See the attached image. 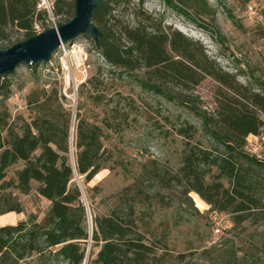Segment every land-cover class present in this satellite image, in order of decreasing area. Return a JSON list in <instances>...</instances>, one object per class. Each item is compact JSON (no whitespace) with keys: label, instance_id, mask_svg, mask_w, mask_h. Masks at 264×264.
Returning <instances> with one entry per match:
<instances>
[{"label":"rangeland","instance_id":"rangeland-1","mask_svg":"<svg viewBox=\"0 0 264 264\" xmlns=\"http://www.w3.org/2000/svg\"><path fill=\"white\" fill-rule=\"evenodd\" d=\"M106 1L111 3L110 23L114 31L120 25L140 26L155 46L171 56L158 32L176 29L197 41L206 55L238 84L264 95V0H193L188 2L189 16L175 11L163 0H102L105 4ZM53 2L39 0V8L45 9L48 17L43 26L35 25L37 32L66 22L50 13ZM21 40L22 32L12 29L8 41L14 44ZM6 45L2 42L0 47ZM62 45L48 62L37 63L33 69L21 64L13 73L0 78V138L7 137V129L21 134L24 124L40 114L38 103L33 100L55 89L59 97H64L60 101L70 114L80 106V114L90 122L107 119L115 125L120 123L107 144L112 147L113 161L108 164L112 169L100 170L101 177L88 182L79 176L73 179L82 191L87 222L91 219L93 223L95 215L107 214L115 206L119 192L131 186L137 177L148 178L155 171L172 188H160L158 182L146 187L148 183L144 182L143 190L151 194L159 191L164 200L150 198L139 204L138 210L145 221L144 213L151 215L149 221L157 233L163 229L168 233L166 249L156 248L157 254H162L156 264H262V113L240 104L232 91L210 76L185 91L190 101L185 105L143 84L150 79L147 69L132 73L109 63L94 48L89 35L77 36ZM67 70L69 84L65 79ZM167 86L178 91L177 87ZM204 115L229 117L245 125L249 130L241 148L245 156L227 150L207 136L201 123ZM214 157H224L230 163L224 165L232 176L221 172L212 162ZM22 165L18 161L9 166L0 179V210L19 205L20 213L8 211L16 214L15 224L28 221L29 217L42 224L50 202L36 193L37 183H31L28 193L14 187L16 171ZM198 168L200 173L195 171ZM6 182L7 187L3 184ZM235 183H239L242 193H248L247 200H236L239 204L235 207L230 201L226 207L212 202L215 190L211 185L218 184L230 191ZM194 196L206 204L204 209L196 205ZM216 224L221 227L217 234L213 231ZM100 246L101 242L95 244L87 239L82 264H89ZM38 256L34 254L31 260L19 264H42ZM48 264L66 263L55 259Z\"/></svg>","mask_w":264,"mask_h":264},{"label":"trees","instance_id":"trees-1","mask_svg":"<svg viewBox=\"0 0 264 264\" xmlns=\"http://www.w3.org/2000/svg\"><path fill=\"white\" fill-rule=\"evenodd\" d=\"M163 1L175 11L189 16L191 6L188 2L193 0ZM38 4L39 0H0V44L7 43L3 48L12 45L8 41L12 29L22 32L23 39H26L37 32L36 24L44 25L48 13L40 9ZM110 4L99 0L93 18L102 34L97 42L93 40L94 48L109 63L132 73L140 68L147 69L153 81L147 79L143 84L185 105L190 102L185 91L210 76L232 91L240 104L249 106L254 113L261 112L263 117L260 123L264 125V95L238 84L231 74L219 68L206 55L197 41L176 29L169 28L165 33L155 29L168 45L171 56H167L165 50L155 46L140 26L120 25V29L114 31L110 23ZM50 13L60 20L69 21L74 16V0H54ZM195 13L201 14L200 11ZM36 65L27 66L33 69ZM167 85L177 87L178 91H171ZM43 94L40 99L33 100L38 103L36 108L40 114L24 124L22 133L7 129V137L0 138V179L9 166L22 161V167L16 171L14 187L21 193H28L32 190L31 183L36 182V193L48 200L50 207L42 224L29 217L28 221L0 226V264H19L26 259L31 260L34 254L39 255L38 261L42 264L55 259L66 264H82L86 252L85 243L89 237L87 215L81 191L73 179L79 176L88 182L113 161L112 147L107 144L120 123L115 125L107 119L99 123L90 122L80 114L81 107L77 106L70 148L73 112L70 114L63 106L61 96H58L55 89L48 95ZM201 120L207 136L227 150L245 156L241 149L249 133L245 125L222 116L204 115ZM212 160L221 172L232 176L224 165L230 163L224 157H214ZM115 162L122 165L121 161ZM195 171L200 173L201 170L198 168ZM144 182L148 183L146 187H152L158 182L160 188H172L170 182L157 176L155 171L148 178L142 175L137 177L131 186L123 188L116 196L115 206L107 214L95 215L93 218L91 240L95 244L101 242V246L89 264H156L161 261L162 254H157L156 248L166 249L168 233L164 229L157 233L151 227V215L144 213L145 221L138 206L150 198H158L161 202L164 198L159 191L151 194L143 190ZM3 184L9 186L7 182ZM210 187L215 190L212 202H217L220 207H226L228 201L235 207L239 204L236 200L240 199L241 202L248 197V193L240 191L239 183H235L230 191L218 184ZM8 211L20 213L22 210L19 205H12L1 209L0 215Z\"/></svg>","mask_w":264,"mask_h":264},{"label":"water","instance_id":"water-1","mask_svg":"<svg viewBox=\"0 0 264 264\" xmlns=\"http://www.w3.org/2000/svg\"><path fill=\"white\" fill-rule=\"evenodd\" d=\"M98 6L99 0H74V16L69 21L36 32L29 38L18 41L9 47H0V78L13 73L16 67L21 64L33 65L48 62L61 44L71 41L77 36L89 35L97 42L102 35L93 22ZM74 111L71 119L70 148L74 133ZM71 159L73 163L72 149ZM79 190L81 191V188ZM87 226L88 240L91 241L93 228L91 219L88 220Z\"/></svg>","mask_w":264,"mask_h":264},{"label":"bare ground","instance_id":"bare-ground-1","mask_svg":"<svg viewBox=\"0 0 264 264\" xmlns=\"http://www.w3.org/2000/svg\"><path fill=\"white\" fill-rule=\"evenodd\" d=\"M65 79H66V82L69 84V82H70L69 81V79H70L69 70H67V73L65 74ZM100 177H101V172L99 171L98 173H96L94 175L93 178L99 179ZM194 200L196 202V205L199 208H201V209L205 208L206 204L201 199H199L197 196H194ZM15 221H16V214L14 212H7V213L0 215V225L15 224Z\"/></svg>","mask_w":264,"mask_h":264},{"label":"built area","instance_id":"built-area-1","mask_svg":"<svg viewBox=\"0 0 264 264\" xmlns=\"http://www.w3.org/2000/svg\"><path fill=\"white\" fill-rule=\"evenodd\" d=\"M60 47H63V45L61 44ZM213 231H214L216 234L219 233V232H221V227H220V225L218 226V225L216 224V225H215V228H214Z\"/></svg>","mask_w":264,"mask_h":264}]
</instances>
